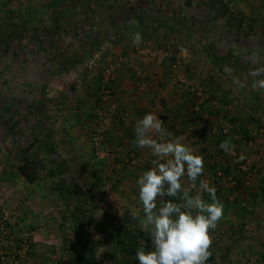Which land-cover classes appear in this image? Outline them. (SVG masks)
Returning <instances> with one entry per match:
<instances>
[{"label":"crops","instance_id":"crops-1","mask_svg":"<svg viewBox=\"0 0 264 264\" xmlns=\"http://www.w3.org/2000/svg\"><path fill=\"white\" fill-rule=\"evenodd\" d=\"M53 4L49 29L55 38L11 41L14 49L0 64V197L17 212L13 237L31 231L25 264H138L140 241L146 250L152 247L130 217L133 211L143 215L136 181L151 151L133 141L136 122L147 113L157 115L173 136H183L203 157L197 186L212 175L219 158L215 130L230 123L224 140L251 160L252 169L245 181L234 156L226 153L240 184L217 186L224 215L210 233L207 264H264V130L258 131L264 89L252 87L261 77L251 74L264 67V0H50L47 9ZM121 13L137 19L122 25ZM154 23L164 26L161 35L166 24L173 26V34L179 29L189 35L188 82L211 96L196 105L197 121L188 117L194 93L172 83L167 58L138 62L122 53L130 49L127 36L134 27L145 31ZM92 26H111L98 29L111 35L83 38ZM122 58L109 83L113 95L102 100L104 67ZM104 116L110 127L102 145L110 154L97 159L90 138ZM191 127L194 137L187 138L184 130ZM132 154L134 164L128 161ZM25 156L40 167L35 183L17 171ZM182 184L189 186L186 177ZM204 199L211 202L206 194Z\"/></svg>","mask_w":264,"mask_h":264},{"label":"clouds","instance_id":"clouds-1","mask_svg":"<svg viewBox=\"0 0 264 264\" xmlns=\"http://www.w3.org/2000/svg\"><path fill=\"white\" fill-rule=\"evenodd\" d=\"M141 39V34L136 33L133 43L138 45ZM225 71L233 70L225 66ZM251 74L261 77L252 87L264 89V67L255 68ZM236 83L246 86V82L240 80ZM134 132L133 143L138 148L150 149L156 158L151 162L152 167L136 181L143 215L130 212L131 219L138 221L139 229L146 232L152 242V247L146 250L144 242L140 241L135 254L138 264H207L211 256L210 233L222 219L224 205L216 196V188L207 180L196 184L204 172L203 157L184 143L183 136H173L164 127V121L153 113L139 119ZM220 148L229 154L233 152L230 140L222 141ZM185 177L188 187L182 184ZM204 193L211 202L204 199ZM165 197L176 198L177 202Z\"/></svg>","mask_w":264,"mask_h":264},{"label":"built area","instance_id":"built-area-1","mask_svg":"<svg viewBox=\"0 0 264 264\" xmlns=\"http://www.w3.org/2000/svg\"><path fill=\"white\" fill-rule=\"evenodd\" d=\"M133 54L131 58L139 62H146L153 59L162 60L165 57H170L172 59L171 63V81L173 84H181L189 87V89L194 93L196 98L201 102L209 98V92L202 86L190 85L187 78V68L191 58V50L182 44L176 45L174 48H156L153 47L149 41H143L138 45L132 46ZM123 63L120 59L119 61L112 62L108 66L104 67L102 74V87L100 91V96L102 100H110L112 97V90L109 83L114 79L115 69L117 65ZM136 74L143 78L144 74L141 70H136ZM145 82H142L143 85ZM110 107L112 109L116 108V104L110 101ZM196 109V108H194ZM192 119H195V114H190ZM259 128L258 131L264 130V117H258ZM110 127V121L107 116L101 118V122L95 127L91 134L90 142L92 147V153L97 159H103L110 154V150L104 148L102 142L106 136V133ZM231 128L230 123L223 124L219 126L215 131L216 133L228 134ZM238 165L237 168L240 173L243 174L245 181L249 180L252 163L250 159H247L242 152L238 154ZM243 156L244 159L241 160L240 157ZM156 159L152 155L148 159L147 167L145 171L152 167V160ZM128 161L132 164L136 163V158L134 154L131 155ZM212 186H225L228 188H233L236 186L237 179L233 175H224L221 170H217L216 174L205 178ZM17 216V212L14 210H9L5 206L4 199L0 197V263L2 264H25L31 249V231L25 230L20 235L13 237L11 223L13 219ZM10 246L11 249L7 250L6 247Z\"/></svg>","mask_w":264,"mask_h":264},{"label":"rangeland","instance_id":"rangeland-1","mask_svg":"<svg viewBox=\"0 0 264 264\" xmlns=\"http://www.w3.org/2000/svg\"><path fill=\"white\" fill-rule=\"evenodd\" d=\"M49 2H50V0H0V38L3 39L2 41L8 42V44H12V42H18V40H22L24 38L25 39L27 38L30 40L35 39V40H42V41L52 40V38H55V36H53L54 35L53 30L49 29V26H50L49 21L51 19V13H52V11H54V9H52L54 7V4L50 5L51 6L50 9H47V6L49 7ZM38 9L42 10V11H39ZM56 15L54 17L57 18ZM60 15L61 14L59 13V16ZM128 15L121 13L120 21H121L122 25L126 26V24H129L128 23L129 20L130 21L133 20V23H134V20L137 19V17L132 18V15L131 16L130 15L128 16ZM54 17H53V19H54ZM116 19H117V17H116ZM146 21L148 22L150 20L147 19ZM149 25H151V22H149ZM155 25L156 26H147V30H145V31L143 30L144 28L140 29V28L134 27L132 30V34H129L127 36L129 38L128 39L125 38L129 41L130 49H128V51L124 50V52H122V53L132 56V54H133L132 46L134 45L133 38H134V35L136 33L141 34L142 39H141L140 43H142L143 41H149L152 44V46L156 47V48H168V47L174 48L178 44H185V45L188 44L190 46L189 48L192 52L191 43L188 40L189 35L185 31L182 32L181 30L179 31V29H178V34H173L174 33V32L172 33V31H174L173 26H170L171 30H169L167 28L166 29V35H164V34L161 35L160 29L163 28L164 26H159V25H161L160 23H156ZM132 26H134V25H132ZM135 26H139V25H135ZM166 26H168V25H166ZM105 27L109 29L111 26H108V27L107 26H104V27L92 26L91 27L92 30L88 31V33H87L88 36L83 35V38H86L88 40H93V39L101 40V39H104L102 37H105L107 35L109 37V35H111L110 30L108 31V33L103 32L104 35L98 34L101 32V31H98V29L102 30V28H103V30H104ZM144 27H146V26H144ZM182 27L184 28V26H182ZM182 27H181V29H182ZM108 29H105V30H108ZM149 29H151V30H149ZM245 33H247V32L245 31ZM123 35L124 34H122L121 37ZM124 36L122 38H124ZM62 40H64V38ZM165 58H167V60L170 61V66H171L172 59L170 57H165ZM110 63H112V62L111 61L108 62L106 64V66H108ZM136 70H141L143 72V70L140 69L139 66L136 67ZM143 74H144V72H143ZM186 88H187V86H186ZM194 96H192V104H191L192 108L188 110V117L193 122H194V120L197 121V118L199 120L200 116H199V114L197 115V111H196L195 112L196 118L192 119L189 116L190 115L189 113H191L192 109L194 111L198 110L199 106H198V108H196V105H200V104H202L201 102H203V101L200 102L196 98L194 100ZM194 107L196 109H194ZM193 130H194V127L185 128L183 134L187 138H192V137H194V134H195L194 133L192 135L191 132H193ZM209 135L212 136L213 134L209 133ZM211 138H213V137H211ZM238 153H239V151L233 150L232 154H230V155L234 156L232 162L234 163V166H236V167L238 165V160H239L238 155H237ZM213 163L217 164V161L214 160ZM216 167L217 166H215V168ZM215 170L217 171V169H215ZM211 174H213V173H211ZM215 174L216 173H214V175ZM211 176H213V175H209L208 177H211ZM208 177H206V178H208ZM204 179H202V180H204Z\"/></svg>","mask_w":264,"mask_h":264},{"label":"trees","instance_id":"trees-1","mask_svg":"<svg viewBox=\"0 0 264 264\" xmlns=\"http://www.w3.org/2000/svg\"><path fill=\"white\" fill-rule=\"evenodd\" d=\"M170 26H172V25L168 24V26H166V29L168 28L169 30H171ZM101 87H102V82H101L99 88L101 89ZM111 90H112V88H111ZM112 95H113V90H112ZM210 97L211 96H210V93H209V98L208 99H210ZM208 99H206V100H208ZM189 107H190L189 109L192 108V106H189ZM196 111L197 110L194 111L192 109L191 113H189V114H195L196 115V113H195ZM225 135L226 134L217 133V141L219 142L218 143L219 147H220V143L222 141H224ZM217 154H218L219 158H218L217 164H214L215 166H217L215 169L221 170L222 173L224 175H226V176L231 175V164H229L227 159H226V155H227L226 152L223 151L222 149H220L219 152H217ZM16 167H17L18 173L20 175H22L27 182L35 183V182H37L39 180V169H40V167H39V165L37 164V162L34 159H32L30 157H27V156L22 157L20 159V162H18L16 164ZM234 167L236 168V166H234ZM215 169L213 170V172H212L213 174L212 175H214V173H216ZM239 184H240V180L237 179L236 186H238ZM215 188L218 189L217 186H215ZM204 194L208 195L207 193H204Z\"/></svg>","mask_w":264,"mask_h":264},{"label":"flooded vegetation","instance_id":"flooded-vegetation-1","mask_svg":"<svg viewBox=\"0 0 264 264\" xmlns=\"http://www.w3.org/2000/svg\"><path fill=\"white\" fill-rule=\"evenodd\" d=\"M2 40L3 39L0 38V64H1V60H2L1 58L7 56L14 49V46H12L11 44H8V42H4Z\"/></svg>","mask_w":264,"mask_h":264}]
</instances>
